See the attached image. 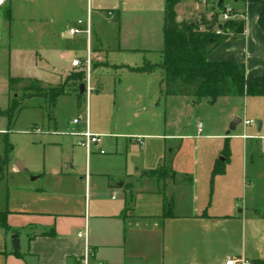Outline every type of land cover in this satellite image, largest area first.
<instances>
[{
    "label": "crops",
    "instance_id": "1",
    "mask_svg": "<svg viewBox=\"0 0 264 264\" xmlns=\"http://www.w3.org/2000/svg\"><path fill=\"white\" fill-rule=\"evenodd\" d=\"M259 1L261 3L229 1L237 13L234 21L244 20V32L229 34L207 53L209 62L243 65L246 78L255 82L264 78V32L258 23L264 0ZM18 2V18L35 27V30L33 26L27 30L28 35H33L41 48L49 47L54 58L65 61L68 68L64 72L50 70L43 53H35L32 58L34 66L37 67L38 63L40 69H46L56 81L45 82L34 75L13 77L59 85L74 72L71 61L79 59L69 51L68 41L82 44L85 55L89 53L94 73L111 72L115 78L121 76L136 85L134 90L138 94H125L127 103L121 115L128 121L131 117L138 119V112L147 115L132 126L136 137L110 134L105 126L92 124L89 119V129L100 136V144L93 148L88 159L82 147L73 146L67 162L62 157L68 154V150H61L53 163L44 157L41 175H38L37 166L28 161L22 166L13 161L9 163L8 186L22 175H26L23 176L26 179L35 176L31 181L50 176L52 182L33 187L22 180V185L14 184L8 190L4 205H0V213H6L5 222L9 228L8 232L0 228V264H81L86 248L92 254L91 264H225L229 259L251 263L264 261L263 111L253 116L257 120L255 133L246 136L252 142L247 143L241 163L229 156L224 173L214 179L210 198L207 192L198 196L196 178H189L188 173L178 174L182 181L173 182L168 190L165 189L168 200L170 195H176V199H172L173 216L162 218L163 181L144 176V173L161 167L168 168L169 175L176 173L169 163L172 158L166 157L167 152L172 154L173 150L167 149L165 144L166 140L185 138L179 135L183 132L180 121L174 123L172 119L175 108L186 110L184 115H189L194 107L207 104L206 100L196 102L186 96L166 97L161 94L163 74L158 68L148 74L130 71L144 63L159 65L162 62L166 0ZM180 4L174 11L184 18L188 11L186 8L179 12ZM14 11L12 8L15 15ZM87 19L90 26L88 38L86 35H69L73 24ZM43 25H49V28L45 30ZM134 55L139 56L141 65L130 63ZM116 82L118 87L122 85V80L117 78ZM61 97H71L76 111L79 110L75 94ZM36 98L46 105L45 98ZM248 98H258L264 103L260 97H220L217 101H245ZM161 102L165 112L167 106L172 105V120L166 116L163 124L160 122ZM50 116L49 121L56 130L54 118ZM244 117L253 123L248 110H244ZM125 124L131 127V123ZM72 129L77 133L82 126H73ZM158 130L163 133H156ZM169 130L172 133L167 135L165 132ZM4 132L0 117V142ZM29 132L42 134L34 129ZM115 136L125 140L123 148H119ZM144 138L158 143L162 141L163 146L145 149ZM49 145H44V152ZM103 147L110 148V155L96 151ZM259 147L261 154L256 155ZM121 154H124L123 160ZM83 156L85 165L81 162ZM214 160H210L206 173L211 170ZM173 176L165 181V185L174 179ZM14 234L17 235V250L11 239ZM78 234L85 235V239L78 238ZM15 252L19 257L14 255Z\"/></svg>",
    "mask_w": 264,
    "mask_h": 264
},
{
    "label": "rangeland",
    "instance_id": "2",
    "mask_svg": "<svg viewBox=\"0 0 264 264\" xmlns=\"http://www.w3.org/2000/svg\"><path fill=\"white\" fill-rule=\"evenodd\" d=\"M8 3L10 10V20L5 17L4 8ZM181 3L177 0V4ZM176 4V5H177ZM18 0H0V111L5 112L11 103V99L14 93L9 90L8 79L13 76H27L34 75L37 79L40 78L45 82L56 81L55 78L46 69L34 66L32 58L35 53H43L47 60V68L53 69L56 72H64L68 65L65 61L54 58V53L49 47L41 48L35 43L34 36L28 35L27 30L32 27L35 30L34 25L27 24L21 21L18 17ZM175 5V6H176ZM174 6V8H175ZM189 7V6H188ZM186 4L181 3L178 7V11L183 9L188 11V14L184 18L176 13L177 17L181 18V21H190L199 25V31H204L205 13L200 9H189ZM12 8L15 10L13 14ZM190 14V15H189ZM71 26V25H70ZM72 27H76L73 24ZM49 25H43V29L47 30ZM66 31L68 25L64 26ZM63 28V29H64ZM72 29V28H70ZM69 29V30H70ZM81 37V36H79ZM69 43V51L73 52V56L84 60L86 58L83 51L82 44ZM209 48V46H208ZM130 63H139V56L134 55L130 60ZM93 66H91L90 84L94 88V91L86 94L81 98L79 103V110L76 111L75 102L71 97H61L56 101L55 109L52 113V118L55 121L56 130H53L49 117L47 116V107L40 98H29L22 102L21 111L16 116L9 131L7 132L8 119L5 116H0L3 121L5 132L0 142V205H4L8 190L13 187L14 184L22 185V180L29 186L40 187L44 185V182H52L50 176L40 177L34 181L31 178L35 176L22 175V177H16V179L8 186V180H6L7 173L9 171V163L13 161L19 165L23 163H32L37 166L39 174L43 171L44 157L52 163L58 158L61 150H68V154L62 157L64 161L69 157V153L73 146L80 147L75 141V130L69 123L72 122L78 116H84L86 119L91 120L92 124L102 125L108 129V133L113 135H124L125 137H136L134 134L136 130L132 128L137 121L145 118L147 113L138 112V119L122 116L123 107L126 102L125 94H138L136 85H133L128 80L121 78V76L114 77L111 72H93ZM74 74L78 72V68H72ZM122 80V85L118 87L115 80ZM65 80L61 84L64 83ZM70 91H74L75 87L71 83L68 87ZM100 91V93H98ZM17 97H24L21 93L17 92ZM46 101V100H45ZM171 103V101H170ZM263 101L261 99L248 98L245 101L243 99H235L233 101L221 100L216 101L215 104L209 105L202 103L198 107H194L190 114L184 115L186 110L177 109L172 114L170 110L172 105L167 106L166 112L162 102L160 103V119L163 124L165 117L167 116L170 121L171 116L174 123L179 122L180 128H183V132L179 135L185 136V138H179L178 141L166 140L165 144L167 149L172 148L173 152L168 153L166 157H171V167L177 173L169 175V169L166 170V175L172 177L171 181L163 187L161 194L165 195V189L170 188L171 183L182 181V173H188L189 178H196V187L198 196L207 192L208 198L211 197L214 179L211 182V172L214 165L219 159L222 158V153L225 147L228 148L229 155L232 156L237 162L241 163L242 157L246 153L247 143L252 142L247 139V135L255 133L256 118L254 115H258L260 112H264ZM169 105V104H168ZM244 110H248L253 123L246 126L244 120ZM183 113V114H182ZM250 117L248 119H250ZM240 120L239 123L233 124L234 119ZM171 119V120H172ZM131 123V127H127L125 123ZM201 125L200 130L198 125ZM32 129L42 131V134H33ZM50 129V130H49ZM163 129V127H162ZM156 133H163V130L155 131ZM170 134L172 130L166 131ZM198 136V137H197ZM245 136V137H243ZM116 137V136H115ZM118 138L119 148L125 146V140L121 136ZM141 139V138H140ZM104 140V139H103ZM113 142V140H112ZM135 142V140H134ZM50 143L46 152H44V145ZM6 144L12 147V151L5 158ZM56 144V145H54ZM163 146V142L158 143L157 140L144 138L145 149L151 146ZM55 146V147H54ZM136 149H138L136 147ZM157 149V147L155 148ZM161 149V148H160ZM154 150V149H153ZM102 151L105 156L110 155L111 151L109 147H103ZM261 148L257 149L256 155H260ZM103 154V155H104ZM170 154V156H169ZM121 160L124 158V154H121ZM170 158V159H171ZM214 160V164L209 172L206 173L207 166H209L210 160ZM28 161V162H27ZM81 162L85 165L84 156L81 158ZM25 168V167H24ZM26 169V168H25ZM25 174V173H24ZM168 179V178H167ZM166 179V180H167ZM20 180V181H19ZM187 182V181H186ZM12 185V186H11ZM38 189V188H36ZM184 194V193H182ZM170 199L175 200L176 195H170ZM243 203V200L241 201Z\"/></svg>",
    "mask_w": 264,
    "mask_h": 264
},
{
    "label": "trees",
    "instance_id": "3",
    "mask_svg": "<svg viewBox=\"0 0 264 264\" xmlns=\"http://www.w3.org/2000/svg\"><path fill=\"white\" fill-rule=\"evenodd\" d=\"M219 4L226 0H218ZM245 3L260 2L259 0H233ZM261 3V2H260ZM177 0H166L165 23L163 26V50L162 62L159 65L144 63L141 67L130 69L137 74H148L155 69L162 71L160 81V92L166 97L186 96L193 98L196 102L206 100L207 104L213 105L220 97H260L264 100V78L260 81H251L246 78L243 65L228 62H209L207 53L216 47L229 34H243L244 20L239 22L230 21L221 26L222 35L213 34L214 21L204 22V31H199V25L190 21L176 22L174 6ZM5 17L10 20L8 3L4 8ZM259 27L264 32V5L258 19ZM209 46V48H208ZM75 87L74 91L68 89L70 84ZM84 83V74L75 72L70 74L63 84L51 86L43 82L23 77H10L8 87L14 93L9 108L0 116L8 119L7 132L9 131L16 116L21 111L22 102L29 98L43 97L46 100L47 116H50L59 97L67 94H75L77 104L82 98L79 86ZM17 92L24 97H17ZM84 94V93H83ZM12 151V147L6 144L5 158ZM222 158L214 165L211 172V182L215 176L224 173L225 165L229 159L228 148L225 147ZM144 176L165 181L169 178L164 167L155 171L144 173ZM203 215H206L204 212ZM172 200L163 196L162 218L172 217ZM6 213H0V228L9 231L5 222ZM19 257V253L15 252ZM251 264H264V261H253Z\"/></svg>",
    "mask_w": 264,
    "mask_h": 264
},
{
    "label": "built area",
    "instance_id": "4",
    "mask_svg": "<svg viewBox=\"0 0 264 264\" xmlns=\"http://www.w3.org/2000/svg\"><path fill=\"white\" fill-rule=\"evenodd\" d=\"M181 3L188 5L193 9H200L206 15L205 21L213 20L214 21V30L213 34L215 35H222L223 30L221 26L227 22L234 21L237 19V13L231 8L229 5V1H223V3L219 4L218 0H178ZM109 17L112 16L111 13L108 14ZM86 23V28H85ZM205 30V27L203 28ZM70 36L76 37L79 35H86L87 38L90 36V26H89V19L85 21H77L76 27L70 29L68 31ZM71 65L73 68L77 69L78 71L84 74V87L85 91L84 94H88L94 91V88L90 84V74H91V61L89 58V53L84 60L80 59H73L71 61ZM70 124L74 127L82 126L80 132L75 133V137L77 138L76 144L82 147L85 150L86 158L93 154V148L98 147L100 144V136L93 134L89 129V123L86 119V114L84 116H78L70 122ZM244 124L251 125V121H244ZM201 125H198V129L200 130ZM99 154L103 155L104 152L100 149L96 150ZM78 238H84L85 235L78 234ZM91 257L92 254L88 248H86L84 256L81 260V264H91ZM225 264H251V262L247 260H234L229 259L225 262Z\"/></svg>",
    "mask_w": 264,
    "mask_h": 264
},
{
    "label": "water",
    "instance_id": "5",
    "mask_svg": "<svg viewBox=\"0 0 264 264\" xmlns=\"http://www.w3.org/2000/svg\"><path fill=\"white\" fill-rule=\"evenodd\" d=\"M180 21H181V18H180V17H176V22H180ZM78 90H79V93H80V94H83L84 91H85V87H84V85L81 84V85L79 86ZM239 121H240L239 119L235 118L233 124L235 125V124L239 123ZM259 127H260V124H258V128H259ZM67 161H68V160L65 159V162H67ZM11 239L14 240V241H13V244H14V246H15V250H17V249H18V247H17V244H18V242H17V235H15V234L12 235V236H11Z\"/></svg>",
    "mask_w": 264,
    "mask_h": 264
}]
</instances>
